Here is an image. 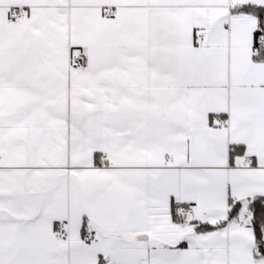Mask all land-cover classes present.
Instances as JSON below:
<instances>
[{"label": "snow or ice", "instance_id": "6c2138e0", "mask_svg": "<svg viewBox=\"0 0 264 264\" xmlns=\"http://www.w3.org/2000/svg\"><path fill=\"white\" fill-rule=\"evenodd\" d=\"M0 264H264V0H0Z\"/></svg>", "mask_w": 264, "mask_h": 264}]
</instances>
